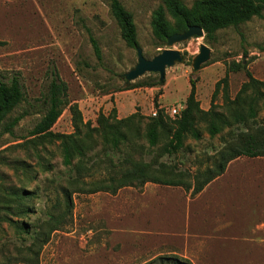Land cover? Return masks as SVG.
I'll return each instance as SVG.
<instances>
[{"label": "rangeland", "instance_id": "obj_1", "mask_svg": "<svg viewBox=\"0 0 264 264\" xmlns=\"http://www.w3.org/2000/svg\"><path fill=\"white\" fill-rule=\"evenodd\" d=\"M119 1L132 14L138 47L144 56L150 59L165 49V42L154 36L151 25L153 12L163 0ZM193 1L181 0L188 7ZM167 18L173 21L168 13ZM90 37L99 46L100 59L94 53ZM201 44L208 46L209 58L195 71L192 63ZM172 48L180 50L183 62L166 68L163 84L159 83V74L155 72H146L127 82L123 74L135 66L136 49L122 38L110 12L109 0H0V81L8 82L12 76H18L25 95L0 125V187L25 186L37 192L38 197L31 200L37 211L29 221L46 218L44 210L55 202L58 190L52 180L59 179L63 183L64 167L58 143H47L44 148L36 149L24 143L31 138L29 131L45 112L42 94L50 80L51 69L65 82L68 100L51 128L53 132L74 131L71 105L77 106L83 121L91 126L97 125L99 114L112 119L134 114L132 122L139 126L142 138L132 137V140L143 148L133 155L150 161L159 154L165 141L161 138L156 147L150 148L143 137L147 117L156 114L155 97L165 115L175 118L185 105L191 79L195 81L196 99L204 110L211 105L216 82L226 73L230 100L249 82L247 72L264 83V10L260 16H253L237 26L217 30L211 41L204 37L191 38ZM234 63L240 65L236 71L232 70ZM149 82L156 84L145 85ZM249 85L243 97L257 92L264 94V87ZM223 86L220 83L213 101L217 110L226 112L229 101L224 97ZM258 102L263 108L264 99ZM172 108L177 110L174 115ZM20 114L23 116L12 126L11 133L4 132L5 124ZM257 119L264 122V109L258 112ZM200 127L203 130L200 139L187 138L182 150L173 156L157 157V161L175 167L186 176L204 167L213 148L221 147L222 142L219 134L210 137L204 125ZM99 149L100 146L95 150ZM95 150L89 155L93 156ZM47 162L52 170L39 168ZM228 164L225 168L228 172L244 170L248 173L230 174L231 185L220 183L211 190L207 187L205 194L209 193L210 206L205 212L212 218L222 210V218L236 223L224 233L249 235L251 239L236 241L225 236L209 240L208 252L205 251L208 258L195 249L196 243H189L197 229L194 224L190 226L196 219L192 210L203 201L197 195L191 197L190 191L181 185L148 181L142 186L121 187L115 194L72 193L71 214L50 233L36 255L27 249L28 242L23 245L13 229L2 223L0 262L264 264V228H261L264 226V155H242ZM101 172L100 167H95L88 180L96 179ZM188 209L191 219L187 218ZM211 228L207 224L204 229Z\"/></svg>", "mask_w": 264, "mask_h": 264}, {"label": "trees", "instance_id": "obj_2", "mask_svg": "<svg viewBox=\"0 0 264 264\" xmlns=\"http://www.w3.org/2000/svg\"><path fill=\"white\" fill-rule=\"evenodd\" d=\"M109 8L116 20L121 36L131 47L138 46L136 28L132 14L125 9L119 0H109ZM264 10V0H194L188 7L181 0H163V4L153 12L151 25L154 36L163 42L175 32H183L190 25H199L204 31V39L211 41L215 32L229 26H237L253 16H260ZM167 13L173 21L167 18ZM90 41L94 53L101 58L100 49L93 37ZM240 68L234 63L232 68ZM249 82L244 84L233 100L228 98L226 91L227 73L216 82L212 93V102L208 109L200 107L196 99L195 81L190 80L189 93L185 105L178 116L170 118L159 107L156 97L154 107L156 114L147 117L146 130L143 137L148 147H156L161 138H165L159 154L150 161L141 156L135 157L133 152L143 146L132 140L142 138L140 128L132 122L135 115L127 118H111L99 114L97 125L84 122L81 112L76 105H71L74 131L58 133L51 130L62 110L68 105L67 86L55 69L50 71V80L42 94V105L45 112L29 131L28 143L32 148H44L47 143H58L62 158V181L52 180L58 186L55 202L44 210V220L29 221L37 208L31 203L32 198L38 197L36 191L28 190L25 186L0 187V233L4 231L2 223H7L16 236L27 244L32 254L48 241L50 233L60 227L66 216L73 209L72 193H94L98 191L115 194L124 186H142L150 181L165 185H181L190 196L197 195L209 182L220 176L227 164L239 157H257L264 155V122L257 119L259 99H264L262 92L243 97L247 86L264 87V83L255 79L247 72ZM220 83L225 89L224 97L229 101L226 112L217 110L214 98ZM149 82L145 85L154 86ZM23 86L18 76H12L8 82L0 81V125L6 116L24 100ZM264 103V102H263ZM22 114L5 124L4 132L11 133L12 126L22 118ZM210 137L220 135L222 146L213 148L208 155L206 165L198 168L192 175L186 176L181 171L164 162H158L162 155L173 156L184 148L187 138L198 140L203 130ZM100 146L99 150H95ZM95 150L93 156L89 154ZM95 167L103 172L94 180L92 176ZM44 171L52 170L50 163L39 166ZM190 176L192 179L190 180ZM1 238V236H0ZM5 264V262H0ZM176 264H188L179 263Z\"/></svg>", "mask_w": 264, "mask_h": 264}, {"label": "water", "instance_id": "obj_3", "mask_svg": "<svg viewBox=\"0 0 264 264\" xmlns=\"http://www.w3.org/2000/svg\"><path fill=\"white\" fill-rule=\"evenodd\" d=\"M204 37V31L199 25H190L183 32H175L165 38V49L148 59L144 56L140 47L136 46L137 62L135 66L123 74L125 80L129 82L146 72H155L159 74V83H164L165 70L177 62H183V56L180 50L172 48L173 45L187 41L191 38ZM209 48L205 44L199 47V53L194 57L192 68L197 71L200 65L209 58Z\"/></svg>", "mask_w": 264, "mask_h": 264}, {"label": "crops", "instance_id": "obj_4", "mask_svg": "<svg viewBox=\"0 0 264 264\" xmlns=\"http://www.w3.org/2000/svg\"><path fill=\"white\" fill-rule=\"evenodd\" d=\"M232 161L233 160H231L230 163ZM246 173H248V172H246L244 170H242V171H240V170H236V171L234 170L233 171L232 170V172H228V169H226L220 176L216 177L211 182H209L197 194V198H200L199 200L203 201V202L200 205V207H198V208L196 207L192 210V216L194 215L196 217V219H195V221L191 222L190 226H192V224H194L195 225L194 228H197V229L194 231V233H196L195 238H190L189 243H191L193 245H194V243H196V245H194V247H195V249H198L200 251L199 253L202 255V257L208 258V256H206L205 251L208 252V247L206 244L209 240L217 239V238H221V237H225V236H227V238H232L236 241H243L244 239H251V238H249V235H243V234L239 235L236 233L235 234L234 233H224L227 228H230V226L236 225V223L234 221L222 218L221 217V211L222 210L220 212H218V214L216 213V215H214L212 218H210L209 215H207L205 212L206 209L210 206V203L208 200V194L209 193L205 194L207 187H210V190H211L213 187H215L217 184H220V183L231 185L232 182H231V180L228 179V176L230 174L231 175H237V174L238 175H245ZM256 182H258V183H260V185H262V183L260 181H256ZM256 182H255V184H256ZM199 200L197 202H195V204H197L199 202ZM189 209L187 210V211H189V215L187 216V218L189 219V217H190V219H191ZM187 218L185 220V224H186ZM207 224H210L212 226V228L205 230L204 228L206 227ZM203 225H205V226L201 227ZM261 228H264V226H262ZM235 235H237V236H235ZM239 236H242V238H238ZM246 242H250V241L246 240ZM198 250H196V251H198Z\"/></svg>", "mask_w": 264, "mask_h": 264}, {"label": "built area", "instance_id": "obj_5", "mask_svg": "<svg viewBox=\"0 0 264 264\" xmlns=\"http://www.w3.org/2000/svg\"><path fill=\"white\" fill-rule=\"evenodd\" d=\"M177 113V110L175 109V108H172V110H171V114L172 115H174V114H176ZM155 114V113H154Z\"/></svg>", "mask_w": 264, "mask_h": 264}]
</instances>
